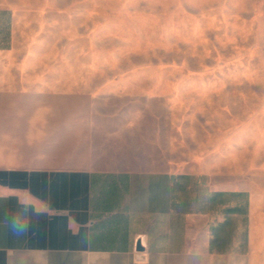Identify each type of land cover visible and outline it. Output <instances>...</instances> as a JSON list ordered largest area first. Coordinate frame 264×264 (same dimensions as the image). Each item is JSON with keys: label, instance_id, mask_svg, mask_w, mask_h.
<instances>
[{"label": "rangeland", "instance_id": "obj_1", "mask_svg": "<svg viewBox=\"0 0 264 264\" xmlns=\"http://www.w3.org/2000/svg\"><path fill=\"white\" fill-rule=\"evenodd\" d=\"M0 8L12 13L24 71L21 90L0 88V165L78 166L115 152L152 169L210 172L225 161L216 183L263 197L264 0Z\"/></svg>", "mask_w": 264, "mask_h": 264}, {"label": "crops", "instance_id": "obj_2", "mask_svg": "<svg viewBox=\"0 0 264 264\" xmlns=\"http://www.w3.org/2000/svg\"><path fill=\"white\" fill-rule=\"evenodd\" d=\"M12 25L0 8V88L15 92L24 71ZM136 156L0 165V264H262L264 195L211 178L225 155L210 172L127 164Z\"/></svg>", "mask_w": 264, "mask_h": 264}, {"label": "trees", "instance_id": "obj_3", "mask_svg": "<svg viewBox=\"0 0 264 264\" xmlns=\"http://www.w3.org/2000/svg\"><path fill=\"white\" fill-rule=\"evenodd\" d=\"M232 194H234V193H232ZM222 195H225V193H223V192H214L211 195V199H217V198H219ZM237 209H238V207H229V208H227L228 211H235Z\"/></svg>", "mask_w": 264, "mask_h": 264}, {"label": "water", "instance_id": "obj_4", "mask_svg": "<svg viewBox=\"0 0 264 264\" xmlns=\"http://www.w3.org/2000/svg\"><path fill=\"white\" fill-rule=\"evenodd\" d=\"M136 250L137 251H142L143 250V247L140 245V241L139 240L136 242Z\"/></svg>", "mask_w": 264, "mask_h": 264}]
</instances>
